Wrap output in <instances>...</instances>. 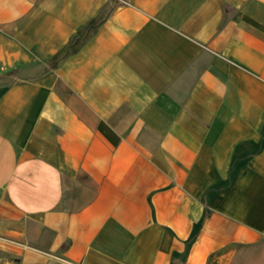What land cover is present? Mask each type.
I'll use <instances>...</instances> for the list:
<instances>
[{"label":"crops","instance_id":"crops-1","mask_svg":"<svg viewBox=\"0 0 264 264\" xmlns=\"http://www.w3.org/2000/svg\"><path fill=\"white\" fill-rule=\"evenodd\" d=\"M112 7L0 87V250L264 264V0H0V76Z\"/></svg>","mask_w":264,"mask_h":264},{"label":"trees","instance_id":"trees-1","mask_svg":"<svg viewBox=\"0 0 264 264\" xmlns=\"http://www.w3.org/2000/svg\"><path fill=\"white\" fill-rule=\"evenodd\" d=\"M113 7L102 16L91 20L84 29L78 31L75 36L70 38L65 46L52 57L50 63L36 73V75L26 77L21 75L19 71L11 72L7 75L0 76V87L11 86L22 80L41 77L59 68L60 64L65 59L80 52L86 43L96 34L98 29L105 23L109 15L112 13Z\"/></svg>","mask_w":264,"mask_h":264},{"label":"rangeland","instance_id":"rangeland-1","mask_svg":"<svg viewBox=\"0 0 264 264\" xmlns=\"http://www.w3.org/2000/svg\"><path fill=\"white\" fill-rule=\"evenodd\" d=\"M0 264H19V258L9 251L0 250Z\"/></svg>","mask_w":264,"mask_h":264}]
</instances>
